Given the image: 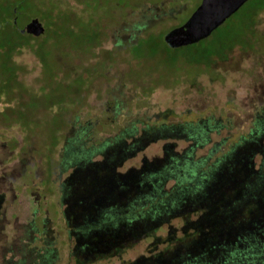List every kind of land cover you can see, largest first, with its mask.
Wrapping results in <instances>:
<instances>
[{
    "label": "rangeland",
    "instance_id": "rangeland-1",
    "mask_svg": "<svg viewBox=\"0 0 264 264\" xmlns=\"http://www.w3.org/2000/svg\"><path fill=\"white\" fill-rule=\"evenodd\" d=\"M198 2L28 0L21 27L38 18L51 37H22V45L10 29L0 33V264L92 263L74 257L67 187L79 167L104 163L113 146H147L132 150L119 173L197 139L203 154L251 143L259 148L255 162L264 161V132L257 134L264 130V9L258 20L250 13L246 24L257 23L245 42L241 26L218 39L209 65L195 68L208 54L168 48L164 34ZM47 13L51 25L41 18ZM146 245L94 264H127Z\"/></svg>",
    "mask_w": 264,
    "mask_h": 264
},
{
    "label": "trees",
    "instance_id": "trees-1",
    "mask_svg": "<svg viewBox=\"0 0 264 264\" xmlns=\"http://www.w3.org/2000/svg\"><path fill=\"white\" fill-rule=\"evenodd\" d=\"M24 2L28 0H0V33L10 29L13 41L22 45L26 44L22 37L31 42L51 37L49 13L41 17L48 25L44 36L22 32ZM263 9L264 0H258L239 11L237 20L231 23L229 19L221 26L214 39L180 48L208 54L195 68L207 66L218 39L248 24L249 29L238 33L240 42H245L243 37L257 23L246 24L250 13L256 11L258 20ZM81 41L79 45L87 48V42ZM139 45L140 40L131 47ZM68 119L60 131L66 129ZM263 132L259 127L257 134ZM195 142L180 153L167 146L163 157L125 173L117 172L122 161L132 150L143 151L147 146H113L104 163L79 167L67 187L78 244L74 257L94 264L121 258L147 242L146 251L127 264H264V161L257 163L254 158L259 148L251 143L228 149L211 146L203 154L202 142Z\"/></svg>",
    "mask_w": 264,
    "mask_h": 264
},
{
    "label": "water",
    "instance_id": "water-1",
    "mask_svg": "<svg viewBox=\"0 0 264 264\" xmlns=\"http://www.w3.org/2000/svg\"><path fill=\"white\" fill-rule=\"evenodd\" d=\"M250 0H202L201 5L182 26L169 31L165 42L172 48L193 45L209 39L212 34L232 18ZM23 33L40 37L45 33L44 24L32 19Z\"/></svg>",
    "mask_w": 264,
    "mask_h": 264
},
{
    "label": "flooded vegetation",
    "instance_id": "flooded-vegetation-1",
    "mask_svg": "<svg viewBox=\"0 0 264 264\" xmlns=\"http://www.w3.org/2000/svg\"><path fill=\"white\" fill-rule=\"evenodd\" d=\"M201 3H202V0H199V2H198V4H197V7L195 8V11H196L197 8L201 5ZM195 11H194V12H195ZM194 12H193V13H194ZM192 15H193V14H192ZM192 15H191V16H192ZM191 16H190V17H191ZM190 17L187 19V21L190 19ZM187 21H186V22H187ZM186 22H185V23H186ZM185 23H184V24H185ZM184 24H182V25H184ZM182 25H180V26H182ZM180 26H179V27H180ZM176 28H177V27H176ZM174 29H175V28H174ZM172 30H173V29H172Z\"/></svg>",
    "mask_w": 264,
    "mask_h": 264
}]
</instances>
